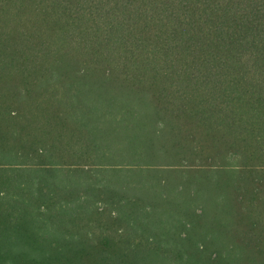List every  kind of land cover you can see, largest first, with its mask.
Instances as JSON below:
<instances>
[{
  "label": "trees",
  "instance_id": "trees-1",
  "mask_svg": "<svg viewBox=\"0 0 264 264\" xmlns=\"http://www.w3.org/2000/svg\"><path fill=\"white\" fill-rule=\"evenodd\" d=\"M0 264H264V0H0Z\"/></svg>",
  "mask_w": 264,
  "mask_h": 264
},
{
  "label": "rangeland",
  "instance_id": "rangeland-1",
  "mask_svg": "<svg viewBox=\"0 0 264 264\" xmlns=\"http://www.w3.org/2000/svg\"><path fill=\"white\" fill-rule=\"evenodd\" d=\"M208 145L205 146L206 149H208V151L205 150V153L207 154H211L214 152L215 148L212 146V144L207 143ZM219 147H221L223 150H226L225 148L227 147V145L224 143V141H220ZM220 149V148H219Z\"/></svg>",
  "mask_w": 264,
  "mask_h": 264
}]
</instances>
